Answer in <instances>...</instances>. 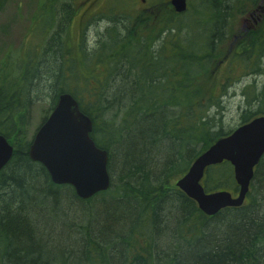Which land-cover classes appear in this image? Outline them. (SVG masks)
<instances>
[{
  "label": "trees",
  "instance_id": "16d2710c",
  "mask_svg": "<svg viewBox=\"0 0 264 264\" xmlns=\"http://www.w3.org/2000/svg\"><path fill=\"white\" fill-rule=\"evenodd\" d=\"M74 1L44 0L39 30L49 17L57 30L40 31L42 43L28 48L24 42L21 53L0 60V133L15 147L0 172V264H261L264 158L252 203L213 217L175 182L234 130L217 116L237 75L264 77V15L249 32L229 28L248 4L256 10L262 0H205L204 12L197 6L191 11L189 1L184 13L165 0L154 4L157 25H144L149 18L130 26L127 18L110 17L88 46L68 35ZM6 2L0 0V11ZM162 3L171 15L165 19ZM234 40L228 55L222 44ZM256 87L254 81L242 90L239 126L264 115V79ZM64 93L91 118L92 139L109 153L111 186L86 200L51 181L45 167L31 160L25 137L27 103L46 98L43 123ZM204 186L207 192H235L230 163L208 168ZM161 237L163 247L152 248ZM170 237L188 248L181 251Z\"/></svg>",
  "mask_w": 264,
  "mask_h": 264
},
{
  "label": "water",
  "instance_id": "95a60500",
  "mask_svg": "<svg viewBox=\"0 0 264 264\" xmlns=\"http://www.w3.org/2000/svg\"><path fill=\"white\" fill-rule=\"evenodd\" d=\"M177 13L187 9V0H171ZM92 120L80 110L69 93L59 96L50 117L38 129L29 148L31 160L41 163L56 185L72 186L86 200L111 186L109 153L91 138ZM14 154V147L0 134V171ZM264 156V115L239 126L218 139L192 163L176 186L208 216L228 207H239L249 192L254 169ZM228 161L234 167L238 194L222 190L208 193L202 181L206 170Z\"/></svg>",
  "mask_w": 264,
  "mask_h": 264
},
{
  "label": "rangeland",
  "instance_id": "374dc122",
  "mask_svg": "<svg viewBox=\"0 0 264 264\" xmlns=\"http://www.w3.org/2000/svg\"><path fill=\"white\" fill-rule=\"evenodd\" d=\"M82 1L83 0H77L76 2L80 3ZM95 1L97 3V7L100 8V11L93 21H91L85 27H79L76 24L72 23V21L71 23H69L68 35L72 36L73 42L75 44L79 45L84 42L87 46L89 44L94 45L95 40H97L98 37L101 36L105 29L108 27V18L110 17L119 16L118 18H121V20L124 19V22H126L125 19L127 18L129 19L128 23L130 26L135 24V22L133 21H136L139 18H149L148 22L144 23V25H147L149 27L157 25L154 20L156 16V13L154 11H156V8L154 10H150L146 7H143L142 0ZM163 1L165 0H146V6L150 7L152 6V4H158ZM189 1L191 11H193L192 7L195 6H197L200 10H203V12L205 11V0ZM43 2L44 0H7L6 4L0 11V60L6 54L17 56L15 52L21 53L24 42L26 43V46L28 48L37 46L39 42L42 43V40L40 41L39 36L41 34L40 31H43L42 33L45 35L46 33L48 34L51 31L57 30V23L52 26V23L56 21L53 17H49L48 23L45 25L46 29L40 28L41 30H39V25L40 27H42L41 24L45 22L42 8ZM62 7L63 5L59 4L55 6L57 16L61 14ZM247 7L248 11L243 15H238L230 24L231 26H229L230 31H232L234 34H241L244 31L248 30L250 31L252 28L258 27V25L261 23L262 16L264 15V0L261 1L260 6L256 10H254L255 8L254 6L252 7V5L248 4ZM191 13L192 12H189V15H191ZM161 15L162 17H164V19L168 16H171L168 12L165 11L164 3H162ZM66 38L67 36L65 37V39ZM236 43L237 41L234 40L231 43L222 44V47L224 49L227 48V51L229 52L228 55H230V51L235 48ZM73 54H78L76 47H74ZM78 68L82 73H84V68L82 66H78ZM233 69H235V74L239 72V70L237 69V63L233 64ZM237 76V81L228 88L227 96L224 99V108L223 110H220V115L217 116L218 119L222 120V125L226 130L236 129L240 124V118L243 107L245 106L246 99V97H244L242 94L243 88L254 81H256L257 84L256 88L260 89L263 86L264 77L262 76H241V74ZM27 104L29 106V110H26L27 123L24 124L26 127L25 137L28 140H32L34 134L42 124L43 118L47 113L49 103L45 98L44 100L33 99V101ZM255 187L257 189V192L260 193L261 185L259 182H256ZM261 194L262 193H260V196L258 197L260 200L262 198ZM261 264H264L263 258Z\"/></svg>",
  "mask_w": 264,
  "mask_h": 264
},
{
  "label": "flooded vegetation",
  "instance_id": "af4514ba",
  "mask_svg": "<svg viewBox=\"0 0 264 264\" xmlns=\"http://www.w3.org/2000/svg\"><path fill=\"white\" fill-rule=\"evenodd\" d=\"M77 1V0H76ZM76 1H74L73 2V5H74V14H73V18H72V23H74V24H76L77 26H79V27H84V26H87L91 21H93L96 17H97V15H98V13H99V11H100V8L99 7H97V3H96V1L95 0H83L82 2H80V3H77ZM168 2H170V0L168 1ZM142 3H143V7H146L147 9H150V10H154L155 8H154V5H152V6H146L147 5V2H146V0H142ZM155 12V11H154ZM44 123V122H43ZM42 123V124H43ZM41 124V125H42ZM35 135V134H34ZM264 158V156L261 158V160ZM261 160H260V162H261ZM260 162H259V164H260ZM39 163V162H38ZM41 164V163H40ZM259 164L255 167V169H254V177H253V179H252V181H251V184H250V188H249V192H248V194H247V196H246V198H245V200H244V203L241 205V206H239V207H228V208H225V209H223V210H226V209H229V208H231V209H233V208H241V207H244V206H246V205H249V204H251L252 203V201H251V194L253 193L252 192V185H253V182H254V178H255V176H256V170H257V168H258V166H259ZM42 165V164H41ZM46 169V168H45ZM233 172H234V170H233ZM50 176V175H49ZM51 179V178H50ZM234 179H235V174H234ZM204 180H205V178L203 179V183H204ZM235 183H236V185H237V190L235 191V192H232V193H237L238 192V184H237V182H236V180H235ZM177 187V186H176ZM178 188V187H177ZM179 189V188H178ZM180 190V189H179ZM181 191V190H180ZM183 192V191H182ZM252 192V193H251ZM184 193V192H183ZM185 194V193H184ZM186 195V194H185ZM187 196V195H186ZM233 196H234V194H233ZM188 197V196H187ZM189 198V197H188ZM259 199V198H258ZM192 200V199H191ZM260 200V199H259ZM194 201V200H193ZM195 202V201H194ZM223 210H221V211H223ZM220 211V212H221ZM218 214V213H217ZM216 214V215H217ZM215 215V216H216ZM209 217H213V216H209ZM264 229V228H263Z\"/></svg>",
  "mask_w": 264,
  "mask_h": 264
},
{
  "label": "bare ground",
  "instance_id": "6f19581e",
  "mask_svg": "<svg viewBox=\"0 0 264 264\" xmlns=\"http://www.w3.org/2000/svg\"><path fill=\"white\" fill-rule=\"evenodd\" d=\"M230 135V134H229ZM228 136V135H227ZM170 239H171V242H173L174 244H178V245H181V251H184V250H186L188 247L187 246H185L184 244H182V243H178L177 242V239H176V237H170ZM163 241V238L161 237V239H156L155 241H154V243L152 244V248H162L163 247V244H162V241Z\"/></svg>",
  "mask_w": 264,
  "mask_h": 264
}]
</instances>
